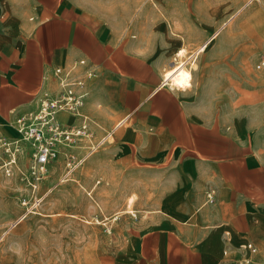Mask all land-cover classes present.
<instances>
[{
  "label": "crops",
  "instance_id": "obj_1",
  "mask_svg": "<svg viewBox=\"0 0 264 264\" xmlns=\"http://www.w3.org/2000/svg\"><path fill=\"white\" fill-rule=\"evenodd\" d=\"M157 2L0 0V138H18L14 120L56 88L55 67L85 59L97 76L83 116L95 140L113 134L75 172V188L93 193L108 216L125 214L111 264H239L251 255L248 243L264 264L261 56L239 37L208 40L224 27L223 0L213 10ZM206 41L205 52L186 60L193 67L199 59L191 85L167 86L177 50ZM62 172L55 162L44 185L56 186ZM10 182L0 175V227L19 211ZM73 197V215L100 216L84 195ZM63 204L56 196V209Z\"/></svg>",
  "mask_w": 264,
  "mask_h": 264
},
{
  "label": "rangeland",
  "instance_id": "obj_2",
  "mask_svg": "<svg viewBox=\"0 0 264 264\" xmlns=\"http://www.w3.org/2000/svg\"><path fill=\"white\" fill-rule=\"evenodd\" d=\"M110 1L114 3L117 0ZM149 1L152 4L158 3L157 0ZM221 1L186 0L185 3L192 6H208L210 10H213ZM223 8L224 27L217 38L212 40H233L235 37H239V40H244L245 43H255L256 51L259 52L262 59V54H264V0H223ZM204 21L206 22V20ZM199 45L191 47L185 45L184 48L178 49L177 51L186 50V53L178 57V60L190 61L189 57L197 51ZM176 53L173 58L177 57ZM198 64L199 59L192 68H197ZM187 65H189L188 62ZM63 158V156L59 158V163L63 164ZM22 164L21 168L26 167V163ZM55 169L54 166L52 171ZM0 175L5 177L6 181L8 179L12 181V184L10 182L5 185L10 187V196L19 210L10 222L8 221L0 227V264H111L118 260L120 256L119 238L115 228L125 214L108 216L103 206L98 205L92 198L93 193L90 195L89 190L83 189L79 192L75 188L77 186L75 173L67 178L64 177V181H60L62 178L60 174L56 179V186H54L55 182L52 183L53 187L43 184L44 191L50 189L51 191L38 208L37 213L20 220L13 228H11V224L23 213V207L20 204L21 196L28 193L29 189L25 182L21 181L18 171L8 176L4 170L0 169ZM51 175H48L47 181ZM64 175L66 174L63 173ZM82 195L90 200L92 206L97 208V212L100 214L98 218L73 215L74 206L71 200L74 198L73 196L78 198ZM56 196L58 200L63 201L64 204L61 206L63 208L56 209L54 205ZM134 210V206H130L129 214L133 215Z\"/></svg>",
  "mask_w": 264,
  "mask_h": 264
},
{
  "label": "built area",
  "instance_id": "obj_3",
  "mask_svg": "<svg viewBox=\"0 0 264 264\" xmlns=\"http://www.w3.org/2000/svg\"><path fill=\"white\" fill-rule=\"evenodd\" d=\"M264 66V55L261 59ZM95 70L85 59L76 60L68 67L57 66L53 69L56 88L43 93L38 100V108L34 112L18 116L14 126L18 138L10 141L0 138V153L4 161L0 169L10 176L15 171L21 175L29 192L23 194L20 204L23 213L20 220L37 213L51 190H43L51 167L63 156L62 178L70 176L81 168L89 156L99 150L112 136L108 133L95 140L89 122L82 110L89 95L88 84L96 78ZM61 114L81 118L79 124H66L60 119ZM28 147L25 150V147ZM83 149L82 154L78 150ZM29 156L26 167H20V157ZM63 173L66 175L63 176ZM244 248L251 254L243 258L239 264H259L252 255L257 253L254 244L248 243Z\"/></svg>",
  "mask_w": 264,
  "mask_h": 264
},
{
  "label": "bare ground",
  "instance_id": "obj_4",
  "mask_svg": "<svg viewBox=\"0 0 264 264\" xmlns=\"http://www.w3.org/2000/svg\"><path fill=\"white\" fill-rule=\"evenodd\" d=\"M217 33L218 31L215 32L209 40L215 38ZM208 44L209 42H204L193 54V59H195L201 52H204L208 48ZM184 53H186V50L182 49L177 51L176 54L181 57ZM192 69L193 68L190 65H187V61H184L183 59L178 60V58H176V62L172 65L171 69L164 72L166 85L173 89H186L191 85Z\"/></svg>",
  "mask_w": 264,
  "mask_h": 264
}]
</instances>
